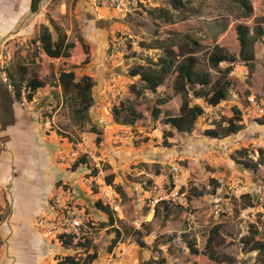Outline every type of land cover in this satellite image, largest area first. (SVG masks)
I'll return each mask as SVG.
<instances>
[{
  "label": "rangeland",
  "instance_id": "obj_1",
  "mask_svg": "<svg viewBox=\"0 0 264 264\" xmlns=\"http://www.w3.org/2000/svg\"><path fill=\"white\" fill-rule=\"evenodd\" d=\"M185 1L189 8L175 9L173 0H131L127 14L98 9L92 0H44L37 12L17 1L15 9L23 10L24 22L20 24L23 17L18 18V31L0 41L1 105L15 99L13 85L21 82L22 68H26V78L37 75L46 83L33 102L26 100L25 93L15 99L22 117L38 130L44 156L33 165L34 171L29 172L31 167L27 171L33 181L24 186L34 193L33 198L17 180L12 182L16 188L11 198L0 190V215L7 218L0 221V264H59L67 256L83 262L88 253L66 249L58 238L77 232L88 237L91 253L98 252L93 264H102L112 255L120 264H258L264 257V252H252L244 243L255 229L260 234L257 239L264 242V60L253 66L240 59L233 63L234 86L217 107L190 92V104L205 110L191 133H180L150 113L157 99H166L163 108L178 114L184 97L174 89V73L153 93L131 72L138 66H155L164 55V46L182 44L188 36L200 43L197 70L209 72L215 81L230 64L212 67L209 58L214 46L223 43L228 53L236 54L233 28L248 26L252 37L256 26L264 27V0H250L254 8L250 17L234 0ZM1 6L7 2L0 0ZM162 9L171 12L170 22L159 19ZM54 25L68 34L69 41L83 37L89 42L88 63L52 59L43 53L40 35L48 27L57 36ZM177 31L180 34H173ZM62 70H73L77 81L86 75L96 83L95 102L85 119L76 114L80 107L76 92L63 94L58 85ZM133 85L142 93H134ZM130 106L144 119L134 124L124 123L123 118L119 121L115 110L124 116ZM235 109L242 113V129L225 136L222 128L233 119ZM94 125L103 131L99 145L91 131ZM208 130H216L220 137L209 136ZM169 132L173 136L167 139ZM3 148L0 139V154ZM84 154L90 164L100 165L96 177L90 176L87 165L72 170ZM51 157L55 168L49 167ZM250 160L258 164L257 171L242 164ZM174 166H180L179 174ZM111 173L114 183L108 185L105 178ZM38 174L50 178L40 185ZM212 179L218 183H211ZM107 185L119 195V209L112 208L116 227L129 232L112 252L115 234L103 225L108 221L96 207ZM176 192L178 197H174ZM155 198L163 201L154 214ZM249 202L256 206L250 207ZM33 206L40 210L38 214ZM166 208L170 209L167 215ZM69 210L84 223L77 232L66 225ZM41 220L46 221L44 227L37 224ZM215 226H221V237L214 250L230 261L217 263L204 254ZM135 230L141 231L145 246L138 243ZM190 242L200 255L191 253Z\"/></svg>",
  "mask_w": 264,
  "mask_h": 264
},
{
  "label": "trees",
  "instance_id": "obj_2",
  "mask_svg": "<svg viewBox=\"0 0 264 264\" xmlns=\"http://www.w3.org/2000/svg\"><path fill=\"white\" fill-rule=\"evenodd\" d=\"M30 8L32 12H37L40 9V5L44 0H30ZM240 6L245 9L247 17H250L254 11L253 5L250 0H234ZM175 9L189 8L188 2L185 0H173ZM171 12L169 10L162 9V15L159 19H165L169 22ZM172 17V16H171ZM57 36L50 31L48 27H45L42 34L40 35V42L42 45V51L48 57L52 59H71L78 63H88L90 55V45L87 40L83 37L79 38L77 41H69V36L61 28L54 25ZM250 27L245 25H236L233 28L234 36V51L236 54L228 53L223 43L216 44L214 46L213 52L210 55L209 61L213 68L219 69L222 63H229L230 65L221 71V75L215 81H213L211 74L209 72H202L197 70L199 60L196 53L200 49V43L192 38L187 37V41L178 45H167L164 46V55L160 58L159 62L155 66L148 68L138 66L134 68L131 72L133 76H140L141 80L145 82L147 90L157 93L158 88L165 83L167 77L174 73V89L177 94H181L184 100L178 110L177 115H171L168 111L163 108L166 105V99H157L152 105L151 116L158 121L171 126L180 133H191L193 132L196 122L199 117L205 114V110L201 105L195 104L191 105L188 100V95L190 92L195 98L203 99L205 103L212 107L219 106L223 101H226L230 89L234 86V78L230 76L233 71V63L237 62L239 59L244 61L248 66H253L256 62H262L264 60V27L258 25L254 28V36H250ZM180 34L178 31L177 33ZM163 39L162 41H164ZM73 51V52H71ZM27 71L26 68H22L20 72L21 82L18 84L14 83L15 89V99L20 100L25 93V98L28 102H33L38 91L46 86V83L41 80L37 75L31 78H26ZM13 78V74H10ZM95 81L92 77L83 76L80 80H76V74L73 70H62L58 76V85L62 90L63 94H69L71 92H76L79 97L80 107L76 111L78 117L85 119L88 117V112L91 107H93L95 98L93 95V88L95 86ZM134 93L140 94L141 90H138L135 85L131 87ZM264 97V94L261 95ZM124 116L121 115L120 110H115L116 118L122 119L124 123L134 124L136 121H141L144 116L141 112H138L133 107H126ZM241 111L235 109V113L232 118L227 120V126L222 128L224 135L229 136L237 134L242 129ZM91 131L97 135L96 142L99 145L103 141V131L97 129L96 125L91 128ZM207 134L213 138H219L220 134L216 130H208ZM173 133L169 132L165 134L168 139L172 137ZM76 148L77 145L74 144ZM264 153V152H262ZM91 160L84 154L80 156L72 165V170L77 171L78 168L82 166H89L91 170L90 176L96 177L99 174V169L90 164ZM244 166L253 171L258 170V164H254L251 160L248 162H242ZM114 174H108L105 178L108 185H113ZM211 183H218L217 180L212 179ZM173 188V187H172ZM248 197V196H247ZM250 207L256 206V204L249 202ZM98 211L107 215L108 222L103 225L112 228L114 232V237L110 244L111 252L122 242L123 237L129 233L123 227L117 225V218L115 216L114 210L107 204H103L102 201L96 203ZM155 213H159L158 210ZM170 209L166 208L165 214H169ZM6 216L0 215V221H5ZM89 225L95 227V224L88 221ZM221 226H215L212 231L206 245V252L204 253L210 260L217 263H223L225 261H230L227 256H220L216 254L214 250L215 243L221 237ZM110 231V229H109ZM134 235L137 237L138 243L141 246H145L144 241L141 240L143 237L140 230H135ZM259 232L255 229L253 235L244 238V243L246 247H250V251H259L261 254L264 252V242L258 240ZM59 242L66 249H74L76 251H84L88 253L86 258L81 262L76 256H67L65 259L61 260L59 264H93L99 257L98 252L94 250L90 252V240L83 232H77L74 234H61L58 236ZM190 250L192 254L200 255L201 252L190 242ZM263 256V255H262ZM258 264H264V257L258 259Z\"/></svg>",
  "mask_w": 264,
  "mask_h": 264
},
{
  "label": "crops",
  "instance_id": "obj_3",
  "mask_svg": "<svg viewBox=\"0 0 264 264\" xmlns=\"http://www.w3.org/2000/svg\"><path fill=\"white\" fill-rule=\"evenodd\" d=\"M17 1L11 0L10 2L8 0H4V2H7V6H5L6 9L5 7L1 6L0 41H3L5 38L9 36L10 37L13 36L15 32L18 31V29L16 28L24 22L25 14L23 10L18 12V10L15 9ZM20 2L21 5L27 4L28 6L31 3V1L28 0H20ZM21 17H23V19L21 23L17 25V19ZM2 92L4 93V91L2 90L0 91V94H2ZM7 94H9V92ZM13 100H10V104H11V111L16 113V120L14 122L13 120H10L8 118L9 116L7 117V115L3 114L4 110L1 105L2 102L0 95V139L4 147L2 149V153L0 154V190L2 191L6 190L7 198L10 197L11 190L16 188L12 184L14 180H17V182L21 180L23 184L30 183L33 181L29 179L30 176L28 175L29 173L27 171L30 170V167L31 170L29 172L34 171L35 168L33 167V165L36 166L37 164H39L40 163L39 158L44 156V148L39 147L40 138L38 135L39 133L38 130H36L35 132V126L30 125V123L25 118H23L24 115L23 112L21 111V108L19 107V104L16 102L15 99ZM12 112H5V113H12ZM48 164L49 167L51 166V168H55V164H53V157H51L50 163L48 162ZM48 178H50L49 175L47 176H44V174L43 176L39 175L37 176L38 179L37 182H39V184L41 185L42 183L40 182L43 181L44 183V181ZM19 186H22V183ZM26 186H30V185L26 184ZM16 194L17 193L12 194L13 199L15 198ZM28 194L29 193H27V195ZM33 196H35L34 193ZM28 197L30 199V196ZM31 208L32 206H29V210ZM22 210L24 213L27 212V210L24 209V206L22 207ZM39 211L40 210L38 208L35 210V206H33V212L35 214L36 213L38 214ZM104 215L107 216L106 214ZM105 216L103 217V219H106V221H108L107 218H105Z\"/></svg>",
  "mask_w": 264,
  "mask_h": 264
},
{
  "label": "built area",
  "instance_id": "obj_4",
  "mask_svg": "<svg viewBox=\"0 0 264 264\" xmlns=\"http://www.w3.org/2000/svg\"><path fill=\"white\" fill-rule=\"evenodd\" d=\"M95 7L98 9H102L105 11H118L121 14H127L131 8H132V2L131 0H92ZM112 110V109H110ZM97 168H100V165H98ZM174 172L179 174L180 173V166H174L173 168ZM108 187V188H107ZM107 188V189H106ZM106 190L104 191L103 197L101 198V201L109 205L114 210L119 209V195L113 190L111 186H106ZM179 192H176L174 197H178ZM163 201V198H155L153 202V212L155 211V208L158 204H160ZM66 225L69 224L71 227L77 232L82 229L84 226V223L81 221L80 218L76 217V212L73 210H69L66 213ZM46 221H39L37 224L40 227H44ZM54 228V227H53ZM102 264H120L118 260L112 255L109 257L104 263Z\"/></svg>",
  "mask_w": 264,
  "mask_h": 264
},
{
  "label": "flooded vegetation",
  "instance_id": "obj_5",
  "mask_svg": "<svg viewBox=\"0 0 264 264\" xmlns=\"http://www.w3.org/2000/svg\"><path fill=\"white\" fill-rule=\"evenodd\" d=\"M8 103L10 104V102H8L7 100H5V102L3 103V104H5V105H3L2 108H3V110L6 111V112H12V111H11V106H10ZM13 114H14V113H13ZM13 114H12V115H9V113H6V114L4 113V115H7V117L9 116L8 118H9L10 120H13V122H14V121L16 120V116L13 115ZM18 183H19V184L22 183V186H21V187H24V185H25V184H23V182H22L21 180H19ZM24 189L27 190L25 187H24ZM28 195H29V194H28ZM29 196H30L31 198H33V194H31V195H29ZM29 214H31V212H30Z\"/></svg>",
  "mask_w": 264,
  "mask_h": 264
},
{
  "label": "clouds",
  "instance_id": "obj_6",
  "mask_svg": "<svg viewBox=\"0 0 264 264\" xmlns=\"http://www.w3.org/2000/svg\"><path fill=\"white\" fill-rule=\"evenodd\" d=\"M0 207H1V206H0ZM152 211H153V210H152ZM155 211H156V208H155ZM155 211H154V212H155Z\"/></svg>",
  "mask_w": 264,
  "mask_h": 264
}]
</instances>
